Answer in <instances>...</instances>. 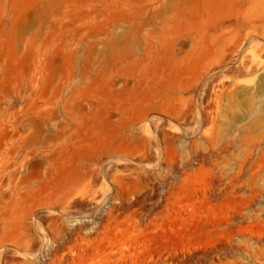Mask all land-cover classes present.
<instances>
[{
  "label": "rangeland",
  "instance_id": "1",
  "mask_svg": "<svg viewBox=\"0 0 264 264\" xmlns=\"http://www.w3.org/2000/svg\"><path fill=\"white\" fill-rule=\"evenodd\" d=\"M0 264H264V0H0Z\"/></svg>",
  "mask_w": 264,
  "mask_h": 264
}]
</instances>
